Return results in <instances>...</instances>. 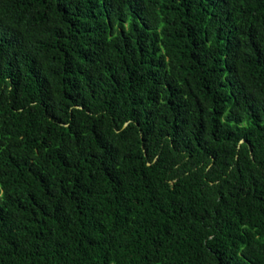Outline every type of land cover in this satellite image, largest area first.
<instances>
[{"label": "trees", "instance_id": "obj_1", "mask_svg": "<svg viewBox=\"0 0 264 264\" xmlns=\"http://www.w3.org/2000/svg\"><path fill=\"white\" fill-rule=\"evenodd\" d=\"M0 264H264V0H0Z\"/></svg>", "mask_w": 264, "mask_h": 264}]
</instances>
